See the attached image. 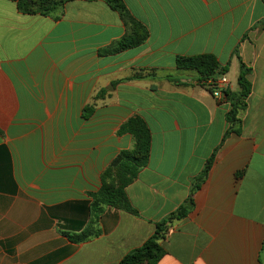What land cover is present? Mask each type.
I'll return each instance as SVG.
<instances>
[{
	"label": "crops",
	"instance_id": "0c3cea01",
	"mask_svg": "<svg viewBox=\"0 0 264 264\" xmlns=\"http://www.w3.org/2000/svg\"><path fill=\"white\" fill-rule=\"evenodd\" d=\"M146 42L103 55L131 34L102 0H68L58 17L0 0V264H119L190 195L194 209L166 225L158 264H264V3L123 0ZM212 54L229 93L240 62L251 94L230 132L216 100L177 57ZM142 117L150 161L126 189L138 216L106 207L91 223L90 194ZM96 235L75 243L66 234Z\"/></svg>",
	"mask_w": 264,
	"mask_h": 264
},
{
	"label": "trees",
	"instance_id": "16d2710c",
	"mask_svg": "<svg viewBox=\"0 0 264 264\" xmlns=\"http://www.w3.org/2000/svg\"><path fill=\"white\" fill-rule=\"evenodd\" d=\"M18 3L19 10L24 14L41 13L43 15H53L58 17L64 4L68 0H42L46 3L44 10H31L32 0H11ZM113 10L117 11L122 20L131 29V34L118 42L116 45L104 49L103 55L120 53L124 50L135 48L146 42L149 36L147 28L136 20L127 9L123 0H102ZM264 3V0H262ZM176 66L179 70L195 71L199 74L200 82L207 79H216L217 76L225 74L228 66L221 67L218 58L212 54L177 57ZM251 69L240 62V73L238 76L239 91L234 93L226 92V97L230 103V110L227 114V120L232 125L230 132L239 134L241 121L238 114L245 109L246 101L251 94L252 84L249 76ZM118 134H129L134 140V147L131 150H123L112 161L109 167L102 174V186L96 193L90 194L91 204V223L95 224L106 207H112L132 215L138 216V211L132 206L128 195L127 187L131 185L138 177L139 173L150 161V152L152 145V133L147 122L140 116H134L126 121L119 129ZM212 156L205 165L203 171L192 181L190 195L179 209L164 219L157 225L155 234L149 238L140 248L127 254L119 264H158L165 255V251L160 244L163 234L166 231V225L173 220L185 218L195 206L193 195L198 191L208 177L209 171L214 162ZM96 233H82L80 235L66 236L75 243L84 242Z\"/></svg>",
	"mask_w": 264,
	"mask_h": 264
},
{
	"label": "built area",
	"instance_id": "2783aa9c",
	"mask_svg": "<svg viewBox=\"0 0 264 264\" xmlns=\"http://www.w3.org/2000/svg\"><path fill=\"white\" fill-rule=\"evenodd\" d=\"M201 84L211 92L216 100L223 101L227 99L226 92H228L230 88V82L225 76L219 79H207L201 81Z\"/></svg>",
	"mask_w": 264,
	"mask_h": 264
},
{
	"label": "rangeland",
	"instance_id": "374dc122",
	"mask_svg": "<svg viewBox=\"0 0 264 264\" xmlns=\"http://www.w3.org/2000/svg\"><path fill=\"white\" fill-rule=\"evenodd\" d=\"M30 9L31 10H44L46 7V3L43 2L42 0H32V3L30 4ZM128 188V187H127ZM162 222V221H161ZM159 224V223H158ZM157 224V225H158Z\"/></svg>",
	"mask_w": 264,
	"mask_h": 264
}]
</instances>
